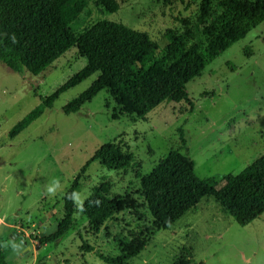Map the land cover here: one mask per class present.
Wrapping results in <instances>:
<instances>
[{"label": "rangeland", "instance_id": "1", "mask_svg": "<svg viewBox=\"0 0 264 264\" xmlns=\"http://www.w3.org/2000/svg\"><path fill=\"white\" fill-rule=\"evenodd\" d=\"M109 12L91 0L74 30L82 34L102 20L123 22L147 34L158 54L167 31H183L182 18L196 21L202 0H117ZM254 1V0H252ZM76 46L38 75L15 72L0 62V244L12 264H108L98 252L120 255L125 244L147 231L151 241L127 264H264V214L241 226L214 197H205L172 228L155 230L132 170L92 162L77 194L83 203L95 186L108 182L111 196L129 195L136 208L115 214L95 232L86 216L62 239L43 243L64 216V197L95 152L114 142L141 163V175L173 150L196 162L200 178L239 175L264 156V21L246 38L214 59L188 83L194 103L165 102L145 119L121 116L108 90L98 92L78 112L65 107L98 79L96 73L60 95L55 105L16 138L13 127L87 65ZM182 132L187 147L182 145ZM59 181L55 195L47 188ZM87 243L93 252L83 249Z\"/></svg>", "mask_w": 264, "mask_h": 264}, {"label": "trees", "instance_id": "2", "mask_svg": "<svg viewBox=\"0 0 264 264\" xmlns=\"http://www.w3.org/2000/svg\"><path fill=\"white\" fill-rule=\"evenodd\" d=\"M91 0H0V62L15 72L28 70L38 75L54 61L76 46L87 65L16 124L10 132L18 137L47 109L54 107L61 94L76 87L92 75L98 79L84 93L69 103L66 112H78L101 90H108L121 116L145 119L165 102L185 101L193 108L188 83L235 43L247 37L264 21V0H202L196 21L182 18L183 31L169 30V43L160 54L145 33L123 22L102 20L77 34L74 23ZM109 12H117V0H96ZM183 148L187 147L184 133ZM115 170H132L140 178V196L153 217L155 230L172 228L205 197H214L231 211L241 226L249 225L264 214V156L239 175L227 174L221 180L200 178L196 162L180 150L171 151L151 173L141 175V163L117 143L99 148L83 167L64 197V216L52 235L43 243L62 239L77 225L76 214L82 212L95 232L115 214L136 208L133 197L111 196L108 182L94 187L92 194L77 207L72 194H78L81 178L92 162ZM155 232L147 231L125 244L120 255L98 252L108 264H127L138 256ZM93 252L94 247L83 245ZM0 264H12L0 244ZM176 264H193L181 257Z\"/></svg>", "mask_w": 264, "mask_h": 264}, {"label": "clouds", "instance_id": "3", "mask_svg": "<svg viewBox=\"0 0 264 264\" xmlns=\"http://www.w3.org/2000/svg\"><path fill=\"white\" fill-rule=\"evenodd\" d=\"M59 187V181H54L53 185L49 186L47 188V192L50 195H55L56 193V189ZM69 198L73 199L74 202L77 204V207L80 208V210L82 211V202L79 200V197L76 194H72Z\"/></svg>", "mask_w": 264, "mask_h": 264}]
</instances>
